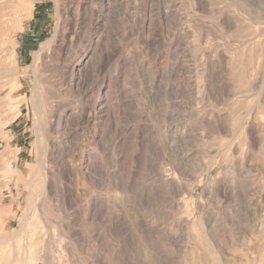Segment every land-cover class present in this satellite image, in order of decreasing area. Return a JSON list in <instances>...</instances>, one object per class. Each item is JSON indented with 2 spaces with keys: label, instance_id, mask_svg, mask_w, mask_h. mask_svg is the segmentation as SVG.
<instances>
[{
  "label": "rangeland",
  "instance_id": "rangeland-1",
  "mask_svg": "<svg viewBox=\"0 0 264 264\" xmlns=\"http://www.w3.org/2000/svg\"><path fill=\"white\" fill-rule=\"evenodd\" d=\"M59 1L61 9L69 2ZM74 1L83 3L81 27L103 3L100 32L105 37L100 47L108 57L105 71H112L116 53L122 64L118 80L106 81L97 135L88 111L84 119H72L62 128V137L71 132L63 159L72 171L73 190L64 196L60 184L70 179L54 167L51 191L36 205L49 247L66 251L63 264H189L193 240L184 239L178 250L167 239V233L172 237L180 229L173 225L170 195L157 186V174L165 171L194 184L184 199L187 221L198 233V264H264V171L256 167L264 160L259 147L250 150L247 160L241 144L250 129L256 140L264 132V0ZM37 4L29 24L15 29V39L2 54L12 51L5 67L10 62L23 71L34 64L19 76L27 89L34 68L43 72L51 49L45 46L36 61L33 53L55 31L54 2ZM93 81L89 68L77 91L61 76L51 82L56 97L75 102ZM209 112L218 121H203ZM8 114L0 110V117L6 116L0 122V174L10 188L1 228L17 231L25 196L11 170L29 175L39 156L32 109L23 106L19 118ZM76 131L78 141L72 137ZM224 141L238 145L237 152L228 166L220 161L214 170L207 169L210 158L220 157ZM81 145L90 154L89 179L77 167ZM46 162L51 164L47 157ZM218 170L225 179V196L214 181ZM88 197L101 209L94 220L84 207L75 208ZM13 199L17 202L10 204ZM150 224L157 232L146 229ZM59 225L71 232L61 235ZM28 226L21 231L23 237Z\"/></svg>",
  "mask_w": 264,
  "mask_h": 264
},
{
  "label": "bare ground",
  "instance_id": "bare-ground-1",
  "mask_svg": "<svg viewBox=\"0 0 264 264\" xmlns=\"http://www.w3.org/2000/svg\"><path fill=\"white\" fill-rule=\"evenodd\" d=\"M52 1L55 4V31L52 37H49L40 49L33 53V60H37V57L42 53L45 46L51 49V54L43 64V72L39 74L36 68H34L32 85L27 89L19 76L26 73L29 67H35L34 64L23 69V71H20L16 64L14 67H11L10 62H8V67H5V61L11 58L12 51H6L7 55L2 54L6 50V44L15 39V29H24L25 25L29 24L33 15L32 10L38 5V0H0V110H9L7 116L19 118L23 106H29L32 109L34 113L33 125L37 142L36 153L39 156L38 162L34 164L33 172H30L29 175L21 170H13L4 160V166L8 168V170L12 169L11 171L16 173L14 182L22 188L21 193L25 196V207L19 219L21 221V230H2L1 226L5 222L4 214L9 211V207L7 206L9 204L6 205L7 202L4 203V199L7 194L10 193V188L4 175L0 174V264H47L49 262L63 264L61 256L66 254V251L62 248H50V242L45 236V238H43L42 234L44 229L43 226L38 223L36 205L40 204L41 198L43 200L47 199L48 192L51 191L52 181L55 176L53 171L54 167L62 172V176L65 179H70V183L60 184L62 188L61 192L64 196H67L73 190L71 187L72 171L63 159L66 146L65 141L68 137L70 138L71 132L65 137H62V128L65 122H69L72 119H77L79 121L84 119L88 111L92 123L95 126L94 135H97V129L101 124L102 113L105 106L103 96L107 85L106 81L107 79L111 81L118 80L120 64H122V62H120L121 56L116 53L117 55L112 66V71L110 73L105 71L106 52L101 50L100 47L102 38L105 37L102 35V32H100V29L104 27L102 26V16L104 14L103 3L96 10L95 18H91L90 21L86 22L85 25L81 27L83 3H76L74 0H69L68 5L64 9H61L59 7V0ZM74 14L79 18H75ZM112 51L116 52V49ZM106 59H108V57H106ZM89 68H92L94 72V81L89 91H84L83 93L79 91L78 98L75 102L62 100L56 97L52 90L54 83L51 81L53 79L60 76L66 78L70 90L77 91L79 89L77 82L81 79L84 81L86 80ZM55 85L59 86L58 84ZM91 92L93 94L92 100L90 99ZM216 116L214 112H209L204 113L201 118L203 121L209 122L215 120L214 117ZM5 118L6 116L4 118L0 117V122ZM94 135L92 136L94 137ZM72 137L78 141V131L74 132ZM241 144H244L246 147L245 156L247 160H249L250 150L256 147L261 149L264 160V132L261 135V139L256 140L254 131L250 129L248 134L243 137ZM81 146L77 167L81 175L89 179V174H87L86 171V162H88L87 159L90 154H88L89 150L87 151L86 145ZM220 147V151L223 150L220 153V157L217 158L216 156L210 158L212 159V164L210 163L211 165L208 166L207 169L211 168L214 170L219 166L220 161H222L224 166L227 165L228 162L232 160V152L236 153L239 146L233 142L224 141L220 143ZM223 148H227L229 151H224ZM3 155V153H0V161L2 164ZM46 157L48 161H50V165L46 162ZM29 163L31 162H28V164ZM256 167L259 171L263 172L264 162L256 165ZM221 171L222 170H218L216 172L214 181L217 185V191L225 196L227 187L225 179H222ZM193 172L199 174L197 170ZM156 182L158 188L170 195L171 204L169 208L173 209L170 213L173 225L180 229L179 233L172 237L167 233V239L179 250L183 240L191 238L194 244L190 250L191 259L189 260V264H198L196 260V254L200 249L198 233L195 225L191 226L187 221V207L184 199L192 193L194 186L193 182L191 183L181 179L176 173L170 175L165 171L157 174ZM14 202L16 203L17 200H11L10 204ZM84 202L86 203L76 204L75 208L78 210L84 207L93 220L99 217L101 209L98 206V202L92 197H88ZM31 211L34 212V218L29 223L27 219ZM115 222L120 223L119 219H115ZM27 224L30 226L27 227V235L23 237L21 231ZM63 227L64 226L59 225V232L61 235L67 236V232L70 233L71 229L66 227V230H64ZM145 227L150 233L153 231L157 232L155 229L156 227L152 224L145 225ZM182 229L186 231L184 232ZM10 253L12 254L10 255Z\"/></svg>",
  "mask_w": 264,
  "mask_h": 264
}]
</instances>
